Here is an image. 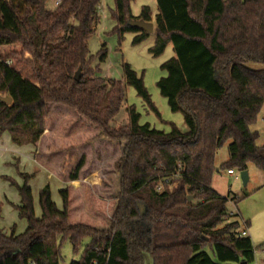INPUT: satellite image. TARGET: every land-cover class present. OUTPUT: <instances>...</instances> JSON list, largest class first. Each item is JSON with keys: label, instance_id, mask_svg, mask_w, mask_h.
<instances>
[{"label": "trees", "instance_id": "16d2710c", "mask_svg": "<svg viewBox=\"0 0 264 264\" xmlns=\"http://www.w3.org/2000/svg\"><path fill=\"white\" fill-rule=\"evenodd\" d=\"M45 1L0 0V97L11 99L0 101V134L39 150L54 122L65 152L95 131L121 146L113 164L120 193L104 202L85 190L84 154L58 191L60 209L46 184L36 217L30 187L17 186L26 229L0 226V264H58L63 240L74 253L83 248L69 264H144L146 254L153 264H251V238L241 236L237 214L211 184L216 152L227 141L220 169L241 172L252 163L264 177V146L249 129L264 102V0H153L149 53L159 56L169 44L174 53L161 64L156 88L182 114L185 132L140 124L133 105L127 123L113 127L125 85L159 116L142 77L123 63V80L107 82L91 67L87 40L100 0H61L52 8ZM130 1L114 0V30L132 32L137 44L149 35L128 21H150L152 8L134 17ZM98 57L105 60L104 48Z\"/></svg>", "mask_w": 264, "mask_h": 264}, {"label": "rangeland", "instance_id": "374dc122", "mask_svg": "<svg viewBox=\"0 0 264 264\" xmlns=\"http://www.w3.org/2000/svg\"><path fill=\"white\" fill-rule=\"evenodd\" d=\"M45 4L52 8L54 0H46ZM145 5L152 8L154 1L131 0L129 2L131 15L137 17L141 7ZM113 8L114 0L99 1V22L94 33L87 40L88 54L91 56L90 65L97 69L99 77L108 82L110 80L122 81V64H129L137 75L142 77L143 84L159 116L148 108L149 106L136 95L131 86L125 85L124 100L111 125L119 127L126 124V108L133 105L140 114V124L149 123L152 127L165 132L170 130L171 125H175L181 132H185L187 127L182 114L171 112L166 99L159 94L156 88V81L161 76H165V71L160 68L161 64L174 55L171 44L167 45L161 55L155 57L149 53V48L153 45L152 35L137 44L132 43L134 36L132 32H125L120 36L114 30ZM150 21L155 29L153 13ZM102 48L106 50V58L101 62L98 59V52ZM257 67L261 66L257 65ZM259 110L255 120L249 125L250 131L256 133L255 145L258 147L264 146V102ZM50 125H52L49 130L51 132L45 134L39 144V150L29 144L15 146L10 142L8 133L0 134L2 211L0 226L5 233H9L11 228H14L16 234L26 229L25 219L18 216L17 207L20 196L17 186L26 183L30 187L36 217L40 215L39 190L46 184L49 185L52 201L60 207L61 200L58 191L63 187V182H68L66 175L82 154L85 155V162L80 172L81 181L79 182L85 190L104 202L110 201L120 193V181L113 168L114 162L120 156V144L99 139L100 136L94 131L87 139L78 142L80 147L64 152L58 147L62 143L61 138L53 136L56 129L55 123L52 122ZM228 143L229 141L223 143L216 152L212 188L227 198L229 214L238 215L239 213L241 216L243 222H241V231L245 229L248 232L254 247V264H264V177L252 163H248L246 165L248 182L243 186L241 172L238 169H233L231 175L225 169H220V165L228 158ZM60 245L58 264H69L71 260L79 258L83 249L80 248L77 253H74L68 240L61 241ZM144 264H153L149 254L144 256Z\"/></svg>", "mask_w": 264, "mask_h": 264}, {"label": "water", "instance_id": "95a60500", "mask_svg": "<svg viewBox=\"0 0 264 264\" xmlns=\"http://www.w3.org/2000/svg\"><path fill=\"white\" fill-rule=\"evenodd\" d=\"M128 25L138 27V28L142 29L143 31H145L146 34H148V35H150L154 30V25L151 21L130 20V21H128ZM78 75H79V73H76L75 79H77ZM0 101L4 102L6 104L11 103V99L9 97H0ZM240 177H241L243 186H245L248 182V175H247L246 170L241 171ZM188 199L190 200V198H188Z\"/></svg>", "mask_w": 264, "mask_h": 264}, {"label": "crops", "instance_id": "0c3cea01", "mask_svg": "<svg viewBox=\"0 0 264 264\" xmlns=\"http://www.w3.org/2000/svg\"><path fill=\"white\" fill-rule=\"evenodd\" d=\"M155 7H152V13H153V16H154V12H155V9H154ZM150 35H152L153 36V41H154V38H155V29L153 30V33L152 34H150ZM2 134H4V133H2ZM66 172V171H65ZM67 173V172H66ZM65 174V173H64ZM69 182H63L62 183V185H63V187H65L67 184H68ZM63 187H61L60 189H62ZM211 188H212V184H211ZM59 189V190H60ZM213 189V188H212ZM219 194V193H218ZM222 196V195H221ZM57 206V205H56ZM62 206V205H61ZM61 206L60 207H58L59 209L61 208ZM238 213V212H237ZM234 214H236V213H234ZM38 217V216H37ZM237 218L239 219V221H240V224H241V222H242V218H241V216L239 215V213H238V215H237ZM243 223V222H242ZM245 223V222H244ZM247 224V223H246ZM26 228V227H25ZM24 231V230H23ZM22 231V232H23ZM21 233V232H20ZM246 233H247V235H248V232L246 231ZM18 234V233H17ZM249 236V235H248ZM250 237V236H249ZM251 238V237H250ZM254 263V262H253Z\"/></svg>", "mask_w": 264, "mask_h": 264}, {"label": "built area", "instance_id": "2783aa9c", "mask_svg": "<svg viewBox=\"0 0 264 264\" xmlns=\"http://www.w3.org/2000/svg\"><path fill=\"white\" fill-rule=\"evenodd\" d=\"M60 1L61 0H54V5H58L59 3H60ZM227 172H228V174H233V171L232 170H227ZM161 186L162 185H159L158 187H157V190L159 191V190H161ZM241 236H247V233H246V230L244 229V230H242V232H241ZM251 264H254L253 262L251 263Z\"/></svg>", "mask_w": 264, "mask_h": 264}]
</instances>
